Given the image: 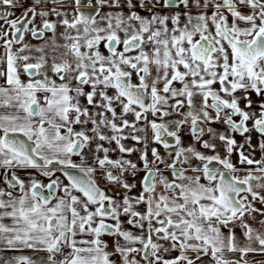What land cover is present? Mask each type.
<instances>
[{
	"label": "snow or ice",
	"instance_id": "6c2138e0",
	"mask_svg": "<svg viewBox=\"0 0 264 264\" xmlns=\"http://www.w3.org/2000/svg\"><path fill=\"white\" fill-rule=\"evenodd\" d=\"M0 264H264V0H0Z\"/></svg>",
	"mask_w": 264,
	"mask_h": 264
},
{
	"label": "crops",
	"instance_id": "0c3cea01",
	"mask_svg": "<svg viewBox=\"0 0 264 264\" xmlns=\"http://www.w3.org/2000/svg\"><path fill=\"white\" fill-rule=\"evenodd\" d=\"M17 14H19V13H17Z\"/></svg>",
	"mask_w": 264,
	"mask_h": 264
}]
</instances>
